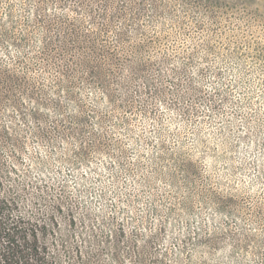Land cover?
Here are the masks:
<instances>
[{
  "label": "rangeland",
  "instance_id": "rangeland-1",
  "mask_svg": "<svg viewBox=\"0 0 264 264\" xmlns=\"http://www.w3.org/2000/svg\"><path fill=\"white\" fill-rule=\"evenodd\" d=\"M55 1L0 0V131H7L5 146L27 151L18 170H26V156L63 147L57 107L62 115L66 63L55 59L63 68L51 70L48 61L49 43L58 49L65 41L56 26L62 3ZM129 2L125 14L135 21L128 27L154 43L143 56L131 46L117 51L119 68L107 79L114 105L104 127L111 153L88 159L95 167L118 156L142 177L141 190L127 191L132 207L120 210L129 216L128 236L143 234V247L122 248L121 259L264 264V0ZM119 26L117 18L109 30ZM177 147L185 156L172 151ZM8 150L4 156H15ZM186 156L203 168L207 183L184 171ZM37 169L48 188L64 184L79 199L83 189L97 193L96 182L77 180L88 167L55 157ZM37 169H30L32 181L40 180ZM120 184L135 185L133 173L120 175Z\"/></svg>",
  "mask_w": 264,
  "mask_h": 264
},
{
  "label": "trees",
  "instance_id": "trees-1",
  "mask_svg": "<svg viewBox=\"0 0 264 264\" xmlns=\"http://www.w3.org/2000/svg\"><path fill=\"white\" fill-rule=\"evenodd\" d=\"M129 1L131 0H87L86 3L82 0L55 1L56 5L62 3L58 13L60 16L56 19L61 23H56V26H62L60 37L65 38V41L58 49H54V45L49 43L48 61H53L51 70L54 66L62 70V65L58 64L61 61L66 63L59 83L61 93L66 91L67 104L62 115L61 106L57 107L60 109L58 116L62 117L63 123L60 131L63 147L58 152L52 151L51 155L53 159L58 157L61 163H69L75 169L88 167L89 173L80 174L77 180L96 182L93 189L97 193L90 197L89 190L83 189L79 199L71 196L64 184L56 189L46 187L43 184L44 174L37 167L44 169L48 166V159L52 158L47 152V157L41 153L36 158L28 152L26 170H18L16 164L22 163L27 151L21 146L17 147L22 148L21 151L16 146H5L3 143L7 141V131L2 128L0 264H125L127 261L121 259L122 248L143 247V234L128 236L126 226L129 216L122 217L123 210H120L125 206L132 207L134 197L127 191H139L142 188V177L135 171L136 167L130 162L119 161L118 156L109 162L103 160L98 165L95 164V167L88 162L94 154L109 157L111 153L109 135H106L104 127L111 121L107 111L114 105L113 90L107 79L115 75L114 68H119L121 58L117 51H129L131 46L138 49L137 54L143 56L142 53L154 43L148 39L145 41L139 33L134 34V26L131 29L128 27L127 22L134 20V17L128 19L125 14ZM56 7H53L54 11ZM67 12L72 14L71 17ZM110 12L115 15L110 16ZM117 18L121 26L109 30L110 23ZM97 19H101L102 23ZM52 23L51 20V28ZM138 31L141 29L135 32ZM111 34L114 40L110 38ZM64 52L66 55L68 52L74 55L69 53L70 57H67ZM55 59L60 60L59 63H55ZM106 62L108 72H105ZM131 63L134 64V61ZM85 96L90 101L86 102ZM37 134L40 139L46 137L41 133ZM163 142L161 141L162 144ZM11 148L16 157L11 151V156H4ZM172 151L185 156L183 147ZM184 159V171L201 183H207L203 168L187 156ZM30 169L39 171V181L30 179ZM125 172L133 173L135 185L130 188L120 184V175ZM190 182L188 178L187 184ZM85 195L86 199H83ZM140 262L137 260V264Z\"/></svg>",
  "mask_w": 264,
  "mask_h": 264
}]
</instances>
